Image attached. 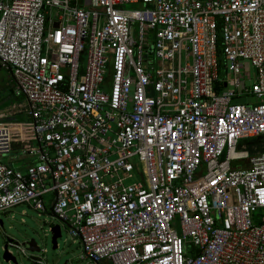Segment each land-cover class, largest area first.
Masks as SVG:
<instances>
[{"label":"built area","instance_id":"2783aa9c","mask_svg":"<svg viewBox=\"0 0 264 264\" xmlns=\"http://www.w3.org/2000/svg\"><path fill=\"white\" fill-rule=\"evenodd\" d=\"M0 65L28 104L0 212L51 213L92 264H264V150L237 149L264 138V0H0Z\"/></svg>","mask_w":264,"mask_h":264},{"label":"rangeland","instance_id":"374dc122","mask_svg":"<svg viewBox=\"0 0 264 264\" xmlns=\"http://www.w3.org/2000/svg\"><path fill=\"white\" fill-rule=\"evenodd\" d=\"M123 7L133 9L140 8L141 5L128 3ZM244 67L246 72L240 75L241 81L249 86L253 80L251 78L253 76V68L246 61L241 64V71H243ZM10 76V72L0 65V123L27 121L28 104L24 98L14 94V83L11 81ZM9 86L13 88V91H10ZM228 86L232 87L231 82H228ZM245 99L251 103L256 101L252 95L246 96ZM241 101H244V99ZM237 149L248 150L252 155L255 152L263 151L264 138L243 139L239 142ZM1 160L7 164L14 162L9 155L2 157ZM26 161L27 159L25 158L16 160L17 165H24ZM141 171L142 169L140 168V174H136L139 179L142 177ZM0 219L3 222V225L0 226V264H15L12 261L4 260L5 244H8V250L16 257L17 264H31V253L28 251L27 245H23L24 242H27L31 238L35 239L41 248V251L37 255L46 264H62L65 260L70 264H92L88 258L82 257V245L70 236L68 228L49 212H40L26 204H18L4 212H0ZM58 223L61 226V236L57 239V248L52 249L50 228L52 225ZM172 225L178 232L180 231L178 218L175 219ZM7 238H12L14 242L24 246L26 253H21L15 245L8 243Z\"/></svg>","mask_w":264,"mask_h":264},{"label":"water","instance_id":"95a60500","mask_svg":"<svg viewBox=\"0 0 264 264\" xmlns=\"http://www.w3.org/2000/svg\"><path fill=\"white\" fill-rule=\"evenodd\" d=\"M56 27L58 25V22H55L54 24ZM3 225L2 220L0 219V226ZM51 232V244H52V249H56L58 246V241L57 239L61 236V226L60 224H54L50 228ZM8 243H13L12 238H7ZM17 244V242H14ZM27 245L28 251H30V260L31 264H39L37 261L38 259H42L40 256L37 255L41 251V248L38 246L37 242L35 239L31 238L27 242H24L23 245ZM3 258L5 261H12L13 263L17 264L16 257L8 250V244L4 245V253H3ZM62 264H70L67 260H65Z\"/></svg>","mask_w":264,"mask_h":264},{"label":"trees","instance_id":"16d2710c","mask_svg":"<svg viewBox=\"0 0 264 264\" xmlns=\"http://www.w3.org/2000/svg\"><path fill=\"white\" fill-rule=\"evenodd\" d=\"M6 71H8V69L4 68ZM11 77V76H10ZM11 81H12V78H11ZM221 86V85H220ZM10 88V91H13V88L11 86H9Z\"/></svg>","mask_w":264,"mask_h":264}]
</instances>
